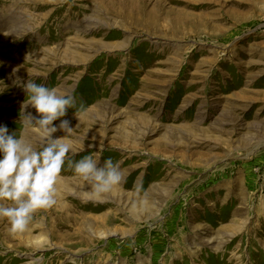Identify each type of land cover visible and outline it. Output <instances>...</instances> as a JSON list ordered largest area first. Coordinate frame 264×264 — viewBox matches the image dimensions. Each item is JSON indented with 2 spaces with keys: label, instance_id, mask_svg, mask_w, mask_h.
<instances>
[{
  "label": "rangeland",
  "instance_id": "1",
  "mask_svg": "<svg viewBox=\"0 0 264 264\" xmlns=\"http://www.w3.org/2000/svg\"><path fill=\"white\" fill-rule=\"evenodd\" d=\"M27 81L75 97L71 147L0 264H264V0H0V124L39 148ZM89 154L123 175L99 198Z\"/></svg>",
  "mask_w": 264,
  "mask_h": 264
},
{
  "label": "clouds",
  "instance_id": "2",
  "mask_svg": "<svg viewBox=\"0 0 264 264\" xmlns=\"http://www.w3.org/2000/svg\"><path fill=\"white\" fill-rule=\"evenodd\" d=\"M26 106L35 109L21 116L32 127L43 134L39 148L26 141L17 131L9 132L7 125L0 124V218L5 219L12 234L23 233L34 218V214L56 204L57 181L65 165L70 144L64 137L73 127L65 117L68 109L76 108L72 94L61 95L56 89L34 81L23 84ZM84 110L81 103L80 109ZM59 120L57 125L54 122ZM62 131L63 137H54ZM68 168L86 182L93 197H102L123 181L118 162L111 158L103 163L93 154L79 160H68ZM4 201L10 203L5 204Z\"/></svg>",
  "mask_w": 264,
  "mask_h": 264
},
{
  "label": "bare ground",
  "instance_id": "3",
  "mask_svg": "<svg viewBox=\"0 0 264 264\" xmlns=\"http://www.w3.org/2000/svg\"><path fill=\"white\" fill-rule=\"evenodd\" d=\"M164 12V11H163ZM139 15H140V13H138ZM170 14V13H169ZM178 15V14H177ZM168 16V15H167ZM170 16V15H169ZM164 17H166L165 15H164ZM159 18V17H158ZM181 18L182 17H180V16H178V17H175L174 18V23H175V25H178V24H180V22H181ZM157 19V18H156ZM166 19V18H165ZM158 20V19H157ZM162 20H163V17H162ZM159 21V20H158ZM35 244V243H34Z\"/></svg>",
  "mask_w": 264,
  "mask_h": 264
}]
</instances>
